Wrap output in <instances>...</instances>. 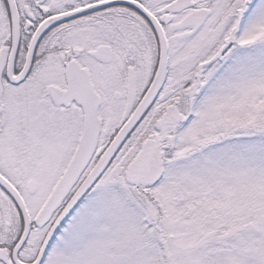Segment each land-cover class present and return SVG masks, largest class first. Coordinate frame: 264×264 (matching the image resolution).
I'll use <instances>...</instances> for the list:
<instances>
[{
  "label": "snow or ice",
  "instance_id": "obj_1",
  "mask_svg": "<svg viewBox=\"0 0 264 264\" xmlns=\"http://www.w3.org/2000/svg\"><path fill=\"white\" fill-rule=\"evenodd\" d=\"M0 264H264V0H0Z\"/></svg>",
  "mask_w": 264,
  "mask_h": 264
}]
</instances>
